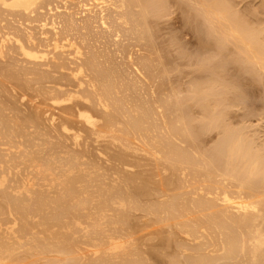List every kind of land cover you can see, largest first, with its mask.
<instances>
[{
    "label": "bare ground",
    "instance_id": "bare-ground-1",
    "mask_svg": "<svg viewBox=\"0 0 264 264\" xmlns=\"http://www.w3.org/2000/svg\"><path fill=\"white\" fill-rule=\"evenodd\" d=\"M129 1L132 4L131 0H0V264H40L42 260L43 263L54 264L59 262V257L64 258L61 259L62 263L68 264H150L149 261L152 262L156 256L149 260L146 253L143 256L137 253L136 240L142 238L144 242L147 238L144 235L151 237L156 234L161 238L162 236H159L161 228L147 230L149 232L144 229L158 224L160 226L162 223H165V226H162L167 229L170 226L174 227V230L178 228L179 233L185 235L189 242H200L199 239H202L203 246H200V243L199 246L195 243L197 247L191 246L189 243L190 248L184 247L185 241L180 246L176 244L179 248L181 246L183 248L179 249L181 250L179 257L182 256V252L192 257L188 258L185 264H219L221 257L217 258L216 255L214 259L212 255L210 256L213 250L208 251L209 248H215L216 244H219L216 242L218 239L214 243L213 232L219 233L222 238L220 240L222 246L221 244L218 246H221L224 254L219 252L218 254L223 256V259L236 257L230 261L236 260L237 253L241 250L245 254L246 236H249L251 250L249 249V254L243 255L245 259L241 256L242 259L239 257L238 260H241V264L242 261L244 264L246 259L249 264H264L259 255L264 251V180L261 179L258 185L252 184L254 176L264 177V165L263 162L260 163L263 160L245 149L240 139L237 140L236 136L234 138L236 134L232 132L230 133L232 136L226 135L229 138L223 139L227 144V147L224 146V149L226 147L224 157H228V166L225 161L222 162L223 165L217 161L225 170L219 169L216 162V165L213 163L212 166L218 168L213 173L214 168L212 167V170L207 166H211L215 161L211 156L209 158L211 163H206L205 167L207 171L212 170V173H205L207 171L204 170L203 164L208 159L203 162V166L197 163L198 168L204 167L202 169L205 172L203 173L202 169L200 171L207 175L206 177L200 174L198 168L190 170L187 167L199 153L195 147L197 154L193 153L195 155L190 156L192 157L190 160L188 157L190 152L188 153L187 149L181 151V147L184 146L181 143L186 139L185 137L192 136L190 135L192 132L190 133L189 129L187 131L184 126L188 128L189 123H179L183 117L180 118L181 115L178 114L179 124L177 122L176 124L185 127L183 128L182 125L180 127V130L183 128L181 135L184 140L180 138L182 142L179 140L178 145L179 141H176L175 135L176 132L181 131L176 129L173 133L172 127L178 106L174 109L170 106L172 102L169 100L175 94L170 93L171 97H165V101L166 98L168 99L167 103L170 101V105L167 104L170 107L160 106L163 105L162 92L170 89L171 92L174 86L171 88L170 86L174 83L169 84L170 89L167 88L168 86L167 89L161 88L162 82L160 83V80L158 83L157 78L161 79L159 75L163 71L158 72L159 74L154 72L159 70L162 59L161 61L158 59L159 62L157 60L156 64L150 56L153 51L150 54L146 52L151 58L144 55L145 51H140L145 48L143 47L145 36L146 42L151 41L147 42L149 47L150 44L151 48L155 45L153 33L149 32L152 31L151 26L147 25L152 21L149 20L151 17H147L152 10L150 11L146 6L145 9L148 10L142 14L143 11L140 10L144 6L138 5L140 0H137L138 4L135 2L136 6H132L135 3L131 5L133 8L128 5ZM144 1L149 2L143 0V3ZM210 1L207 2L211 4L215 3L214 1L218 2V0ZM196 2L199 3L198 0ZM221 3L223 2H220V5ZM201 4L200 6L203 5ZM145 5L151 7L148 3ZM204 5L206 12L210 6ZM217 5L212 6L216 11L222 7L225 9L224 4L221 5L222 7L219 6V9ZM135 7L140 9L134 11L135 14L138 13L136 15L130 12V8L133 10ZM224 9L220 11L226 12L227 9ZM216 11L215 14L222 15L220 18L226 15L230 25L232 22L233 25L237 24L235 20L229 18L232 15L228 12L223 14L224 12ZM117 15H120L123 22ZM116 16L123 25L122 28L118 21L116 24ZM111 17L114 20H111ZM143 17H145L144 22L139 24L145 25L141 28L137 23ZM146 18H149L148 21ZM220 18L218 19L225 20ZM99 25L101 26L98 27ZM116 25L119 27H115ZM230 25L228 24L227 27ZM233 25L228 28L232 32L238 29ZM130 26L131 28L134 26V29H130ZM236 33V37H239V32ZM230 34L234 35L231 32ZM242 36L241 39L237 38L238 41L248 43H245ZM120 37H125V42L121 41L123 39ZM128 37L133 40L139 38L143 42L138 43V39L135 41L138 43L136 45L140 44L143 47L137 46L140 56L143 55L142 59L139 60L138 53V57L134 58V54L136 56L138 51L132 43L133 40L130 39V43H127ZM248 37L251 38L250 41L253 40L252 36L248 35ZM117 44L122 45L117 49ZM112 46H116L117 50ZM153 49L155 51V47ZM122 55H127L128 58L127 56H124L126 59L122 58ZM117 58H121L120 61L125 59L124 63L119 64ZM143 58H150L151 61H146L147 59L143 61ZM137 59L140 62L142 60L144 65ZM126 60L128 62L125 64ZM152 61L155 62L153 69L159 65L158 70L155 69L154 72L150 69L151 63H148ZM146 62L149 65H146ZM139 64L145 68L142 70L143 67L140 68ZM165 65L161 64L164 70ZM166 69L168 72L169 68ZM144 70L148 72L151 70L153 75L155 74L156 79L153 77L160 88L153 85L151 72L150 75L145 74ZM169 77L166 78L170 80ZM169 80L168 82L171 83ZM158 89H162L159 97L160 92L155 91ZM172 93H175L174 90ZM149 95L150 99H148ZM155 97L160 98L158 100L160 102L154 100ZM173 105L176 107L177 104ZM163 108L168 109L167 113L174 114L173 117L171 113L166 114ZM165 114L170 115L172 120L170 121L169 116L166 119ZM213 116L218 118L222 115ZM170 122L173 124L168 126L171 127L168 130L166 125ZM209 123L213 124V122ZM175 128L179 127L176 125ZM184 129L190 134L184 136ZM189 136L187 139L190 138ZM191 138L193 139V136ZM192 139L185 142L188 144L192 141L197 142L196 139ZM173 140L177 142L176 148L179 146L180 150L174 148ZM193 145H189L191 149H194ZM202 151L204 152V149ZM212 156L215 157L214 159L217 158L214 154ZM224 157L220 158L221 161ZM197 158L198 156L195 159ZM233 158L237 166L233 162L235 166L231 163L230 168L228 161ZM239 162L243 163V166L242 164L238 166ZM260 166L263 168L259 169ZM239 169L244 170V173H241L242 179H238L240 178L238 174L241 172ZM187 170L194 171V176H203L205 180L202 185L197 183L202 181L200 180L202 177L198 179L199 176H196L197 182L190 183L192 172L188 181L186 175L190 173L188 174ZM196 170L199 172L196 173ZM243 174L245 175L242 176ZM211 181L215 186L210 187ZM205 182L209 183L204 184ZM139 211L145 213V219L147 216L148 219H142L137 224L135 218L138 219L136 215ZM149 216L156 219L152 221ZM168 223L170 225L167 227ZM140 225L142 228L148 227L143 228L142 231ZM136 226L140 227V230L138 228L137 230ZM171 229L173 230L170 228V231ZM135 234L137 237L134 236ZM180 234L178 238L182 236ZM124 236L129 238L128 241L123 240ZM171 238L177 240L173 235H169L166 239L171 240ZM180 238L179 243H181ZM138 241L140 243L141 239ZM143 242L140 244L145 245L146 242ZM87 243L94 250L91 249L88 251L90 253L83 255L82 248L87 250L91 248L82 246ZM152 248L153 251L154 247ZM140 252H143V249L140 248ZM158 252H155L156 255ZM54 253L58 260L55 256L54 260L52 257V259L46 258ZM88 254L91 255L85 256ZM94 256L99 260L89 259ZM262 257L264 258V253ZM169 260L170 264H177L180 259L177 263L176 261L171 263L174 258L172 261ZM180 262L181 260L178 264ZM226 263L227 261L224 264Z\"/></svg>",
    "mask_w": 264,
    "mask_h": 264
},
{
    "label": "rangeland",
    "instance_id": "rangeland-1",
    "mask_svg": "<svg viewBox=\"0 0 264 264\" xmlns=\"http://www.w3.org/2000/svg\"><path fill=\"white\" fill-rule=\"evenodd\" d=\"M148 1L149 2L144 1V3H143V0H140L139 1L140 3L138 4L137 0H131L132 4L136 2L138 5H140V4H141V6L143 5L144 7H142V8H141V6L139 7V8H141V10L137 9V7H135L133 10L131 9L134 6L137 5L136 3L134 5H132L130 3V1H129L130 4H128V5H130V7H131V5L133 6V7L130 8V12H132L134 15L138 14L137 12H136V14L134 13V11H137V10L143 11V13L142 12L141 13L144 14V11L148 10V9H145L146 6L149 8L150 11L154 10L153 12L151 11L152 14L150 12V15L147 12L148 13L147 17H151L150 19L149 18L148 19L149 20L152 19V21H153V22L149 21L151 25L148 24V23H147V25L151 26L152 31H149V32H150V34H151V32L153 33V36H154V38L152 36L153 44H155L157 47H159L158 48L159 50L156 49L157 47L155 45L153 46V48L155 47V51L157 50L156 52L154 51L153 48H151V44H150V47H149V44H147L148 41L147 42L145 41V39H146L145 37L146 36L144 35L145 36L144 38H143V36H138V37H140V38L142 37L143 40H144L143 42L145 43L144 45H146V46L148 45V46L146 48V46L143 45V47H145V48H144V50H140V51H145L144 55H147L146 52H149V54H150V52L153 51V53L150 56H152V59L156 62V64H157V60L158 59H160V61L162 59V63L161 64L162 65L167 64L169 66V67H167V65H165L166 67H165V70H164L162 68L163 66L161 67V64L158 63V64H160V68H162V69L158 68L159 70H161V71H159L157 69V67L159 65L158 66L156 65L155 69H157L158 71L154 72L156 70L153 69L152 67L155 66V62L154 61L148 62V63H151L150 64L151 65L150 69H152L154 73H158V72L161 73L163 71V73H161L163 75V78H162L161 74L159 75V76H161V79H160V77H159V80L157 78L158 83H159L160 80H161L160 83L162 82L161 83L162 85L160 84L161 88L165 89L167 86H168L167 88H169V84L174 83V85H171L170 88L172 86H174L172 88V91L174 90L175 93H172V91L170 92V90H171L170 88H169L170 89L169 91L168 90H166V92L164 91L166 94L164 92H162L163 93V96H162L163 98L161 100H163V103L162 102L161 103L163 105H160L162 107L163 106L164 107L165 106L168 107L170 104H172L170 106H173L174 109H176L177 106H178V111L176 109L175 113H174V114H177V115L173 114L176 117V119H175V117H173L171 112H170L171 114L167 113L168 111H166V110H168V109L163 108L164 111H166V114H170L171 117H173V120L175 121L174 126L172 125L173 133H174V131H176V129L180 130V127H181L182 124H180V126H178L179 123H182V122H183V124L189 123L190 125L188 124V126H189L188 128H187L186 125H184L186 128L183 125L182 126L187 131L189 129L190 133L191 132L192 133L190 134L189 132H187L184 129V131L187 132V133L184 132V134H185L184 136H187L188 134H190V135L193 136V139L194 140L196 139V141H197V142H195V141L193 142L192 141L193 143L191 142L189 144L186 143L187 142L186 140L190 139L192 136L188 135L190 138L187 139V137H188L187 136V137H185L186 139L184 140L183 136L181 135V133H183L182 132L183 128H181V130H182V131L180 130L181 132L178 131L180 133V136H182V137L178 136L179 133L176 132V135H175V137H177L176 141L178 142L180 140V138H181V140H184L183 142L180 140L182 142L181 145L182 146L184 145L183 147H181L182 148L181 151L182 150L186 151V149H187L188 153L190 152L189 153L190 155L187 153L189 155L188 156L189 158H190V156L193 157L195 154H197V152L195 153V147L197 148L196 150H198V152H199L198 153L199 155L197 154L194 157L196 158V156H198V158H200V159L197 158V160H196L194 158V161H193V160H191L192 159V157H191L190 158V160H191L190 164H188L187 167L190 170H192L194 168H198L197 163L199 165L200 164L202 165L203 162H205L206 159H208L207 162H205L203 164L204 167H205L206 163H211V162H209L210 156H211L212 160H215V161L212 162L211 166L206 164L209 168L212 169L213 163H214V165H216L217 161H219L222 165H223V163L225 161L226 165H227V160H228L227 158L228 157H224V155L226 154L225 153L226 152L225 149L227 147V144H226L225 140L223 141V139H225L227 137L226 135H230V133H232V132H234L236 134V135H234V138L236 136L237 140L240 139V141L243 143V146L245 147V149L250 151V153L254 154L256 157H258V158L260 157L261 160H263L261 162L259 160V162L260 163L263 162V165H264V0H220V2H223V3H221V5L224 4L225 9H227L228 11L225 10L220 5L219 0H218L219 4H218L217 1H214L215 3L211 4V3L207 2L209 0H207V1L206 0H203V1L202 0H198L200 4L201 3L203 4L204 1H205L204 4H206L207 6H210V4H211V6H210L211 9L209 7L207 9V11L210 10V11H208L210 13V15H209V13L207 11L205 12V8H206V7H204L205 5L203 4L204 5L203 6L201 4L203 7L200 6V4L196 2L197 0H192V1L191 0H168L167 2H164L165 0L164 1L163 0H154L156 3H154L153 0H148ZM194 2H196V3H194ZM216 2H217L218 5L216 4ZM146 3H148L151 7H149L148 5H145ZM207 3H209V4H207ZM213 4H214V6L217 5V9H219L218 7L220 6V7H222L220 9H224L226 12L229 13V15H232L231 17H233V18H231V17H229V18L232 19V20H235L234 22H236L238 24V26H236L237 24H235V23L233 25V22L231 21L233 27L235 26L236 29L238 28L236 30V29H234L232 27V29L239 32L238 35L240 34L239 35L240 39H241V36L243 35L242 39L245 40V43L248 42V43H246L248 45L244 44L242 42V40H241V42H240V40L238 41L237 38H239V37H236L237 36L236 31L232 32V30L228 29L232 25H230L231 24V23H229L230 20H228L226 15H225V17L223 15V18L225 20L227 18L228 22L225 21V20L222 21V20L218 19L222 15H220L218 13H216V14L214 13V11H216V9H215V7H212ZM226 6H227V8H226ZM142 9H145V10H142ZM213 9H215V10H213ZM220 9H219V11L217 10L216 12L223 13L224 11H222V10L220 11ZM140 11H138V12H140ZM226 12H224L223 14H225ZM147 13L145 12V14H147ZM206 15H207V17H206ZM117 16H119V18H120V15H117ZM117 16H116L117 20L115 19L116 20V24H117V21L119 19ZM144 16L146 17V15H144ZM112 17L114 18V16H112ZM136 17H138V16H136ZM145 17L141 18L142 20L140 19V22L138 21L137 24L144 22ZM113 18L111 20H114ZM223 18L221 17L220 19H223ZM148 19H147V21H148ZM111 20H109V21H111ZM122 20L123 19H121V22H123ZM109 21H108V23H109ZM111 22L115 23L114 21H111ZM225 22H226V24H225ZM131 23L133 24V22H131ZM227 23L230 25L229 27H227V25H228ZM97 24L98 23H96V25ZM132 24H130V25H132ZM137 24H135V25L137 26ZM109 25H111V24H109ZM120 25L119 26L122 28L123 25L121 23H120ZM139 25H140L139 27L142 28L145 24L142 25V26H141V24H139ZM221 25H222V27L224 25V27L226 26L227 28L226 27L222 28ZM100 26L101 25H99L98 27H100ZM119 26L116 25L115 27H119ZM133 27L131 28V26H130V29H134ZM135 28L138 29V27H135ZM146 29H147V26H146ZM227 29L229 30V32L227 31ZM230 32L234 33V35L230 34ZM230 35L235 36L237 41H236V39L234 37H232ZM248 35L253 37L252 41H250L251 38L248 39L249 38ZM128 36H130V35H128ZM133 37H134V35H133ZM147 37H148V39L150 38L149 35ZM121 38L122 37H120V39ZM124 38H122L123 40H121V41L125 42ZM131 38H132V35H131ZM131 38H129V37L127 38L128 39L127 43L130 41ZM115 40L112 39V41H114V42H115ZM132 40L133 39H131V41ZM136 40H137V42L139 41L138 43L141 42L139 40V38H136ZM136 40L134 38L132 43H133V45H135L136 50H137V48H138L137 46H139V47H142V46L140 44L136 45V44H138L137 42L135 43ZM143 42H141V43H143ZM150 42H148V43H150ZM249 42H250V44L251 43L252 44L250 45ZM112 45H113V43H112ZM116 46L115 47L112 46L113 49H115ZM120 46L118 45L117 49ZM249 46H251V47H249ZM148 47H149V49H148ZM117 49H115V50H117ZM139 49H141V48H139ZM145 49H147V51ZM151 49H153V50H151ZM160 49H162V51ZM101 50H103V48ZM133 50H132V52H133ZM137 51L138 52H136V56L134 54V58L138 57L137 56V53H138L139 54V60H140V58L142 59L143 55L140 56L139 50H137ZM133 53H135V52H133ZM156 53H158V54H156ZM149 54L147 56H149ZM120 55H121V53L119 54V56ZM124 56L122 58H125L127 55L125 57ZM145 57L146 56H144V58ZM163 57H164V59H163ZM127 58H128V56H127ZM150 58H148V59L146 58L147 60L144 59L143 61H145V60L146 61H151V60H149ZM117 59L119 60L117 62H119V64H121L126 58L122 59L123 61H120L121 58L120 59L117 58ZM138 61H136V62H138ZM163 61H165L166 63L163 62ZM127 62H128V60L125 61V64ZM158 62H159V60H158ZM140 63H142V60H141ZM148 63L146 62V65ZM142 65H144V64L142 63ZM142 65L139 64L138 66L140 68L143 67L142 68V70H143L145 67L142 66ZM170 66H171V68H170ZM121 67H123V66L121 65ZM147 67H146V69H147ZM166 68H169L168 72L171 69L170 72H169L170 74L167 72ZM145 71H146L145 74L149 73V75H150L151 70H150V72H148L147 70H144V72ZM164 71L167 72V73H164ZM153 72H151L152 77L155 75V74L153 75ZM164 75H166V77L170 76L169 78H171L172 80L171 79L169 80ZM149 77L152 78L151 76H149ZM154 77L156 79V76H154ZM154 77L152 78L153 79L152 81L154 83L153 85H156L157 87H159L158 86L159 84L157 85L156 80L154 79ZM154 80H155V82H154ZM168 80L171 81V83H169ZM149 81L151 82V80H149ZM164 81L166 83H164ZM151 85H152V83H151ZM160 90L162 91V89H160ZM160 90L159 89H158V91L155 90L157 93L160 92L158 94V97H159L160 94H162ZM170 93L173 94V95L175 94V96L171 97ZM169 94H170V96H169ZM155 96H157V94ZM149 97H150V95L148 96V99H150ZM165 97H168V98L171 97V99H169V100L172 103L169 104L170 101L167 103L168 99L166 98V101H165ZM155 99H157V98L155 97L154 100ZM158 100H160V98L157 99V102H160ZM164 103H165V105H164ZM174 103L177 104L176 107H174L175 106V105H173ZM158 104H160V103H158ZM167 104H169V105L167 106ZM207 112H209V114ZM166 114H165V116H166ZM178 114L181 115V117ZM190 114H191V117H190ZM219 114L222 115V116H219ZM170 115H167V116H169L168 118L171 121L172 119L170 118ZM213 115H217L219 117L217 118V117H215ZM167 116H166V119H168ZM178 116L180 118L183 117L184 120L180 119L179 121H181V122L178 123L177 122L178 118H179ZM212 117H213L214 120L212 119ZM220 117L222 119H220ZM168 121L169 120H167V122ZM176 122L178 124H176ZM209 122H213V124L211 123L212 124L211 125ZM171 123L172 122H170V124L167 123L168 125H166L167 126L166 128L168 130H170L169 128H171V127L168 128V126L171 125ZM176 125L179 128H175ZM191 128H193V129L191 130ZM167 129H165V130L167 131ZM196 132H198V133H196ZM230 136H232V135H230ZM178 137H179V139H178ZM227 138H229V136ZM190 140H188V141H190ZM232 140H233V138H232ZM176 141L174 142V140H173V142H172L173 145L175 146L174 148H176V145H175L177 143ZM180 141L177 143L178 145H179ZM222 141L225 142V143L223 144ZM221 142H222V144H221ZM185 143H186V145H185ZM190 144L191 145H193V144L196 145V146L193 145L194 149H191V147L189 146ZM185 146L186 147L189 146L190 148L189 149H188V147L185 148ZM198 146H200V147H198ZM224 146H226L225 149H224ZM178 147L176 149H179ZM199 148H200V150H199ZM202 149H204V152L202 151ZM179 150H177L178 153L180 152ZM191 150H193L194 152H192ZM205 151H207V152H205ZM216 151L218 153H216ZM191 153L192 154L195 153V154L191 155ZM203 153H205V154H203ZM211 153L214 154V156H216L217 158L218 157L219 158L218 159L217 158L214 159L215 157H213ZM221 154H222V156H221ZM185 155H186V153H185ZM201 155H202V157H200ZM204 156H205V158H204ZM221 157H224V158H222L223 161H221V159H220ZM225 158H226V160H224ZM195 160H196V162H195ZM230 160H232V159H229V161H228L229 166H230L231 163L233 164L234 158H233V160L231 162H230ZM201 161H202V163H201ZM220 163H218L219 169L223 168V166L220 165ZM240 164H242V166H243V163H240V162L238 163V166ZM190 165H192V166H190ZM235 165H236V163H235ZM235 165L233 164V166H235ZM263 165L261 164V166H263ZM231 166H230V168H231ZM261 166H260L259 169L264 167V166L263 167H261ZM191 167H193V168H191ZM204 167H201V169L202 168L204 169ZM240 167H238V168H240ZM217 168H214L213 173L215 172V170H217ZM226 168L228 169V167H226ZM198 169H199V171L201 170L200 168H198ZM203 169H202V171H203ZM206 169L207 168L205 167L204 170L207 171ZM212 170H209L207 172L203 171V173L204 172L205 173H209ZM199 171H197L196 173H198ZM202 171H200V174L204 175V177H206L207 175L202 174ZM240 171L241 170L239 169V172ZM191 172H192V177H191ZM191 172L188 171V174L189 173L190 174L186 175V177H188V181L190 180L189 177H191L190 183L193 182V181L197 182L198 180H195V179H197V177L199 176L198 179H200V177H202V179H200L202 181H198L197 183L202 185V182H203V180H205V178L203 176H200V175H198V176L195 175L194 176L193 175L194 171H191ZM242 172L244 173V170L241 171L238 174V177H240V178L237 177V173H236V177L238 179H242L241 178V173ZM244 175L245 174H243L242 176H244ZM186 177H185V179H186ZM194 177H196V178H194ZM192 178H194V179H192ZM254 178L256 180H254ZM254 178L252 179V181H254L252 184L256 183V185L260 184V182L262 181L261 179L264 180V177L262 178V176H260V175L259 176L256 175V177L254 176ZM257 178H260V179H257ZM219 179L220 178H218V180ZM211 182L212 183H209V182L206 183L205 182L204 184H208L209 183L210 187L215 186V185H212V184H214L213 181H211ZM197 183H195L196 186H198ZM195 184H193V185H195ZM206 186L207 185H205V187ZM154 198L156 199V197H154ZM148 200L150 201V199H148ZM151 203H155L156 204V202H151ZM155 204H153V205H155ZM263 208H261V209L263 210ZM140 213H141V218H140ZM136 217H138V219L140 218L139 219L140 221L135 218V221L137 220L136 223L139 224L142 219L143 220L145 219V213L142 214V212L139 211V212H137ZM147 219H148V216L146 217L145 220H147ZM149 219L153 221V219H156V218L153 217V216H151V217L149 216ZM164 224L165 223H162V224H160V226H162V225L165 226ZM171 224H172V222H171ZM169 225H170V223H168L167 227ZM154 226H152V227L150 226L152 229H150V227H148V226L143 227V228H147L148 227V229H144L146 231L147 230H149V231L153 230L154 228H157L159 230L161 228V232L164 231L165 227H163V226L160 227L159 224H158L159 227L156 226V225H154ZM140 227H141V230H142L143 228H142L141 225H140ZM140 227L136 226V229L138 228L140 230ZM170 228H173V230H174V227L170 226ZM170 228L169 227H168V229L165 228V231H164L165 235L163 234V232L162 233L160 232L159 236L160 237L162 236L161 238L156 236L158 234H156L154 236L151 235V237L150 236L148 237L147 235L146 236L144 235V237H147V238H145V239L143 238L144 242H146L145 245L142 244V245H144L143 247L140 244V243L143 242L142 238H137V240H136V242H137V244H136L137 253L138 252H139V254L141 253L140 254L141 256L145 255V253H146V256L148 257L149 260H151L152 258H154L156 256L157 259L154 258L152 260V262L149 261L150 264H152V263L153 264H168V263L170 264V262H169L170 260L169 259H171V261H172L173 258L175 260H173L171 263H174L175 261L177 263V260H179V259L181 260L180 264L187 263L188 258H192V257H189L185 252H182V256L179 257L181 255L180 254L181 250H179V249H183V248H181L182 246L179 248L180 244L182 245L184 243V241H185V245H186L187 242L188 243H187V246L184 245V247H189L190 248V245L191 246L196 245V244L198 245V243H200L199 244L200 246H203L201 244V243H203V242H201L202 239H199L200 242L195 241L196 244L194 242H189V240L186 239L185 235L183 236V234L179 233V229L178 228H177L178 232H176L177 230L173 231L172 229L170 231ZM168 230H169V232H174L175 234H173V233L169 234ZM263 230H264V227H263ZM142 231H140V232H142ZM149 231H147V232H149ZM167 233L169 235H171V236L173 235L174 238L176 236L178 241L176 239H174V240H176V242H175L172 238H171V240L166 239V238H169V235ZM138 234H140V233H138ZM179 234L182 235V236H180L181 238L179 237L181 243H179V238H178ZM213 234L214 235L216 234L217 237L214 236ZM140 235H139V237H140ZM212 235H213V237H215L214 238L215 239L214 243L219 242V244H221L220 240L222 238H220L221 236L219 235V233L217 234L216 232H213ZM224 235L225 234H223V236ZM134 236H136V234ZM134 236H132V237H134ZM136 237H134V238H136ZM248 237L249 236H246L247 239L245 238L246 239V242H245L246 243V245H245L246 246L245 247L246 251H244L245 254H243V251L241 249H239V250H241V251H239L241 253H239V252H238L239 254L237 253V256H238L237 258L238 259H239V257L242 259L241 256L249 254L248 252H250V250H251V242H249ZM124 238L126 239V240L123 239L124 241H128L127 239H129L126 236H124ZM224 238H225V236H224ZM140 239H141L142 242L140 241V243H139L138 240H140ZM158 239H160V240H158ZM181 239H183V240H181ZM167 240L170 241L169 242L170 245H169V243L167 244V242H168ZM150 241H151V243H150ZM173 241L175 242V245H174ZM203 241H205V240L203 239ZM147 243H149V245ZM177 243H178L179 246L176 245ZM189 243H190V245L188 246ZM150 244H152V245H150ZM153 244H154V246H153ZM165 244H167V245L165 246ZM171 244L174 247L173 246L171 247ZM219 244H216L217 246L215 248H219L220 251L219 250L217 251V249L215 250L214 247L213 248H209V250H208L209 252H210L211 249L213 250L212 252H210L212 254L209 253L210 256L212 255V258H214V259L216 258V255H218L217 258L221 257V259H219V262H218L219 264L220 263L224 264L226 261H227L226 264H230V263L234 264L235 261H237L238 259L232 260V261H230V260L231 259H235L236 257H234V258L232 257L231 259H229V258L228 259L227 258L223 259V256L219 255L220 253L224 254V252L220 248L222 246V244H221V246H218ZM86 245H88V246L86 247ZM86 245L84 244L82 246H85V248H90L91 247V246L89 247L90 244H88V243ZM197 245H196V247H197ZM82 246H81V248H82ZM151 246L154 247V250H153L154 252L152 251L153 248ZM167 246H168V248H167ZM139 247L141 248V250L143 249V252H140V248ZM144 247L147 248V249L145 250ZM175 247H177V248L175 249ZM248 247H250V248H248ZM83 249L84 248H82V250H81L83 255H84V253H87L91 249H92L91 251L94 250L93 247H91L88 250L87 249L83 250ZM247 250H249V251H247ZM83 251H86V252H83ZM214 251L215 252L217 251V252L214 253ZM155 252H158L157 255H159V256H157ZM218 252H219V254H218ZM88 253H90V252H88ZM151 253H153V255ZM183 253H185V254H183ZM260 253H261V254H259V255H261L260 258L263 259L262 262H264V258L262 257L264 251H263V253L262 252H260ZM169 254L171 256H173V257H170ZM89 255H91V254H88V255H85V256H89ZM160 255L161 256L164 255L163 257H165V258L163 259V257H161ZM54 256H55V253L53 255L51 254L50 256H47L46 258H48V257L51 258L52 257L53 260H54L55 258H57L56 256L54 258ZM175 256H176V258H175ZM147 257H145V258L148 261ZM86 258L88 259L89 257H86ZM94 258H97V257L94 256L93 258L90 257L89 259L90 260L92 259V261H93ZM181 258L184 259V260L182 261ZM243 258H244V256H243ZM61 259H64V258L59 257V260L57 258V260L59 261L58 262L59 264H68V263H62L61 261H63V260H61ZM261 259H259V260L261 261ZM84 260L86 261V259H84ZM97 260H99V259L97 258ZM42 261H40L42 264H46L47 263V262L43 263ZM179 261H178V263H179ZM221 261H224V262H221ZM245 262H247L249 264L247 259L244 261V264H246ZM55 263L58 264L57 262H54V264ZM238 263L241 264V260H238V262H236V264H238ZM48 264H50V263H48ZM242 264H243V261H242Z\"/></svg>",
    "mask_w": 264,
    "mask_h": 264
}]
</instances>
